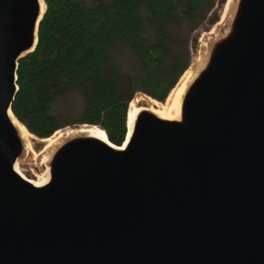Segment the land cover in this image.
<instances>
[{
	"label": "water",
	"instance_id": "obj_1",
	"mask_svg": "<svg viewBox=\"0 0 264 264\" xmlns=\"http://www.w3.org/2000/svg\"><path fill=\"white\" fill-rule=\"evenodd\" d=\"M46 10L0 0V264H264V0H235L178 118L66 138L36 185L12 105Z\"/></svg>",
	"mask_w": 264,
	"mask_h": 264
},
{
	"label": "trees",
	"instance_id": "obj_2",
	"mask_svg": "<svg viewBox=\"0 0 264 264\" xmlns=\"http://www.w3.org/2000/svg\"><path fill=\"white\" fill-rule=\"evenodd\" d=\"M35 51L19 61L15 116L39 138L77 124L122 145L129 104L143 92L164 102L190 67V37L225 0H45ZM217 17V16H216ZM134 53L126 68L118 46ZM82 99L76 118L60 102Z\"/></svg>",
	"mask_w": 264,
	"mask_h": 264
},
{
	"label": "bare ground",
	"instance_id": "obj_3",
	"mask_svg": "<svg viewBox=\"0 0 264 264\" xmlns=\"http://www.w3.org/2000/svg\"><path fill=\"white\" fill-rule=\"evenodd\" d=\"M235 5V0H229L226 4L225 10L222 13L221 19L217 22L210 31L204 32L203 36L200 39L201 47L198 55L194 58L193 63L190 67L185 71L183 76L180 78L178 84L172 89L169 96L165 100V102H159L155 99H152L146 95H140L139 93L132 99L129 105L128 115H129V125L130 131H132L134 121L136 119L137 114L144 108H148L154 111L161 117L166 118H178L180 116V108L181 102L184 95V92L188 86V84L192 81V79L196 76L197 72L204 65L207 50L210 45V41L213 36L220 34L224 28L229 24L231 14L233 12ZM20 133L22 134L24 141L26 143V147L28 151L34 150L32 144V138L34 137L26 128V126L19 122L15 117H13ZM91 134L97 136L101 139L107 140L106 131L98 126V125H80L76 127H68L57 130L52 136L47 138H41V140L47 142L46 153H45V161L48 160V156L50 151H52L57 145L62 143L66 138L72 137L78 134ZM20 161L16 162V169L25 177V174L20 170ZM28 178V177H27ZM30 179V178H28ZM49 179L48 170L43 176H40L38 180L30 179L36 185H41L47 182Z\"/></svg>",
	"mask_w": 264,
	"mask_h": 264
},
{
	"label": "rangeland",
	"instance_id": "obj_4",
	"mask_svg": "<svg viewBox=\"0 0 264 264\" xmlns=\"http://www.w3.org/2000/svg\"><path fill=\"white\" fill-rule=\"evenodd\" d=\"M227 1L228 0H225V2L222 5H217L215 8L216 11L214 13L212 12V14H210L207 21L199 29H197L192 33L189 43L192 52V61H194V58L196 57V55H198L200 51V47H201L200 39L203 36V33L210 31L213 28V26L220 21L222 13L225 10ZM118 47H119L118 50H116L115 52V56L117 60L122 64H124L126 68L134 69L137 65V61L134 53L126 45H120ZM192 63L193 62H191V64ZM139 94L142 96L146 95L152 97L143 92H139ZM60 104H62L60 106L66 108L67 113L70 114L71 117L76 118L80 113L82 99L80 98L79 95L74 94L62 100ZM83 125H91V124H83ZM76 126H80V125L73 124L66 126L64 128L76 127ZM32 135L34 136L32 138V144L34 150H31L30 153H28L27 157L21 160L19 166L22 173L25 174L28 178L33 180H38L39 177L43 176L46 171V164L44 162V157L46 153L47 142L41 140V138L37 137L33 133Z\"/></svg>",
	"mask_w": 264,
	"mask_h": 264
}]
</instances>
